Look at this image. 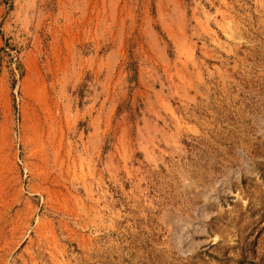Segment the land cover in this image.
Returning <instances> with one entry per match:
<instances>
[{
    "label": "rangeland",
    "instance_id": "374dc122",
    "mask_svg": "<svg viewBox=\"0 0 264 264\" xmlns=\"http://www.w3.org/2000/svg\"><path fill=\"white\" fill-rule=\"evenodd\" d=\"M0 264H264V0H0Z\"/></svg>",
    "mask_w": 264,
    "mask_h": 264
}]
</instances>
